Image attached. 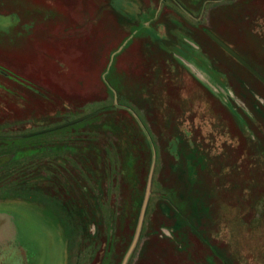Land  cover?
<instances>
[{"label": "rangeland", "instance_id": "374dc122", "mask_svg": "<svg viewBox=\"0 0 264 264\" xmlns=\"http://www.w3.org/2000/svg\"><path fill=\"white\" fill-rule=\"evenodd\" d=\"M135 1L0 0L6 242L15 219L23 264H264V84L215 41L264 79V0Z\"/></svg>", "mask_w": 264, "mask_h": 264}, {"label": "crops", "instance_id": "0c3cea01", "mask_svg": "<svg viewBox=\"0 0 264 264\" xmlns=\"http://www.w3.org/2000/svg\"><path fill=\"white\" fill-rule=\"evenodd\" d=\"M135 1V0H134ZM136 2V1H135ZM187 2V1H185ZM188 4L186 5L187 8H190L191 9V6H190V3L187 2ZM135 14L138 15L140 13L141 15V10H139V7H138V4L137 6L135 5ZM158 13H161L160 9H158ZM186 13H189V11H186ZM120 15V14H119ZM121 16V15H120ZM178 17H181L182 19H189L191 16L190 14H185V13H179ZM130 19V18H129ZM158 15L155 17V22H157L158 20ZM192 20V19H191ZM145 26H148V25H145ZM148 28V27H147ZM1 218V217H0ZM11 218V217H10ZM3 220L0 219V228H2L5 232H6V223L7 221H3V226H1V222ZM9 225H10V229L12 230L13 232V237L16 238V241L18 240H22L21 238V232H20V227L18 226L17 222L14 221L12 222V219L11 221H9ZM20 240V242L16 245V246H12V245H9L7 244V239L6 238H3V239H0V264H5V258L8 256V258H10V261H8L7 264H23V260H22V256H23V253H24V247L21 245L22 244V241ZM37 252H39V249L37 250ZM7 262V260H6ZM33 263H36L38 264V261H33L32 260V264Z\"/></svg>", "mask_w": 264, "mask_h": 264}, {"label": "water", "instance_id": "95a60500", "mask_svg": "<svg viewBox=\"0 0 264 264\" xmlns=\"http://www.w3.org/2000/svg\"><path fill=\"white\" fill-rule=\"evenodd\" d=\"M215 41L225 50L227 51L230 55H232L241 65H243L250 73H252L257 79H259L263 84H264V79L258 75L246 62H244L240 57H238L234 52H232L228 47H226L224 44H222L220 41L216 40ZM122 49V47H120L112 56H111V60H110V63L108 65V68H107V71L102 75V80L103 82L105 83V85L112 91L113 95H114V105L116 107H121L120 105H118L117 103V96H116V93L114 92V90L109 86V84L106 82V75L110 69V66H111V63H112V60H113V57L115 54H117L120 50ZM121 108H125V107H121ZM127 109L128 111H130V109L128 108H125ZM131 112V111H130ZM132 113V112H131ZM136 117V116H135ZM137 121L139 122L138 118L136 117ZM139 124L141 125V123L139 122ZM142 126V125H141ZM147 138L149 139V137L147 136ZM149 143H150V146L152 148V155H153V161H152V167H151V171H150V175H149V178L151 179V176H152V172H153V168H154V151H153V147H152V143L149 139ZM150 179L148 181V187H149V183H150ZM147 200H148V191L146 192V195H145V198H144V201H143V205H142V209H141V214H140V217H139V222H138V227H137V231H136V235H135V238H134V241L129 249V253L132 251L133 247L135 246V243L138 239V236H139V233H140V229H141V224H142V220H143V216H144V212H145V208H146V204H147ZM2 219V218H0ZM3 221H6L5 219H2ZM3 221L1 222V226H3ZM8 229V221L6 223V231ZM3 238H6L7 239V234L6 232L0 228V239H3ZM128 253V254H129ZM125 263V262H124ZM123 263V264H124Z\"/></svg>", "mask_w": 264, "mask_h": 264}, {"label": "trees", "instance_id": "16d2710c", "mask_svg": "<svg viewBox=\"0 0 264 264\" xmlns=\"http://www.w3.org/2000/svg\"><path fill=\"white\" fill-rule=\"evenodd\" d=\"M187 1V2H191L190 0H184V2ZM183 2V1H182ZM186 2V3H187ZM191 5V4H190ZM185 7V6H184ZM185 10L186 11H189L191 13V11L189 10V8L185 7ZM108 88V87H107ZM109 91H111L109 88H108ZM115 106V105H114ZM116 107V106H115Z\"/></svg>", "mask_w": 264, "mask_h": 264}, {"label": "flooded vegetation", "instance_id": "af4514ba", "mask_svg": "<svg viewBox=\"0 0 264 264\" xmlns=\"http://www.w3.org/2000/svg\"><path fill=\"white\" fill-rule=\"evenodd\" d=\"M264 38V37H263Z\"/></svg>", "mask_w": 264, "mask_h": 264}]
</instances>
